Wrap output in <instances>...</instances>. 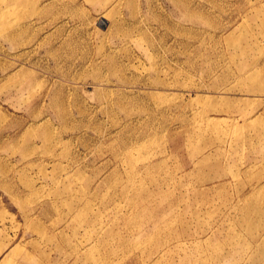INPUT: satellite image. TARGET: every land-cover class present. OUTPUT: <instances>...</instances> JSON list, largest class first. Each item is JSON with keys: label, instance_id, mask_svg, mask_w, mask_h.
Here are the masks:
<instances>
[{"label": "rangeland", "instance_id": "1", "mask_svg": "<svg viewBox=\"0 0 264 264\" xmlns=\"http://www.w3.org/2000/svg\"><path fill=\"white\" fill-rule=\"evenodd\" d=\"M0 264H264V0H0Z\"/></svg>", "mask_w": 264, "mask_h": 264}]
</instances>
